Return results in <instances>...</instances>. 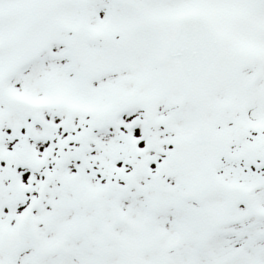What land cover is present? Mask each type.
I'll list each match as a JSON object with an SVG mask.
<instances>
[{
    "label": "snow or ice",
    "instance_id": "6c2138e0",
    "mask_svg": "<svg viewBox=\"0 0 264 264\" xmlns=\"http://www.w3.org/2000/svg\"><path fill=\"white\" fill-rule=\"evenodd\" d=\"M0 264H264V0H0Z\"/></svg>",
    "mask_w": 264,
    "mask_h": 264
}]
</instances>
